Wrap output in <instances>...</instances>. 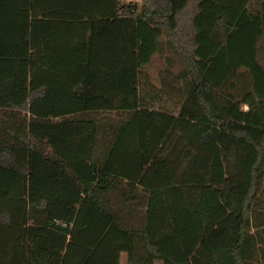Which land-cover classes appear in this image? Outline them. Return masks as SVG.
<instances>
[{"label": "trees", "instance_id": "16d2710c", "mask_svg": "<svg viewBox=\"0 0 264 264\" xmlns=\"http://www.w3.org/2000/svg\"><path fill=\"white\" fill-rule=\"evenodd\" d=\"M262 40L264 0H0V264H264Z\"/></svg>", "mask_w": 264, "mask_h": 264}, {"label": "rangeland", "instance_id": "374dc122", "mask_svg": "<svg viewBox=\"0 0 264 264\" xmlns=\"http://www.w3.org/2000/svg\"><path fill=\"white\" fill-rule=\"evenodd\" d=\"M118 1L124 5L135 4V3L140 2V0H118ZM259 45L261 47L260 55L263 56L264 55V40H262ZM164 67H165L164 58L158 55L154 56L150 64L143 69V73L141 76V86L143 88H150L151 90L152 89L162 90L164 87L162 86V83H161V73L163 72ZM170 69H171V74H172L171 78H174L175 75L182 69V66H180V64L177 61H175V63L172 65ZM174 90L181 91L182 85L181 84L175 85ZM245 109L246 108L244 107L243 110ZM125 263H126V255L122 254L121 264H125Z\"/></svg>", "mask_w": 264, "mask_h": 264}]
</instances>
